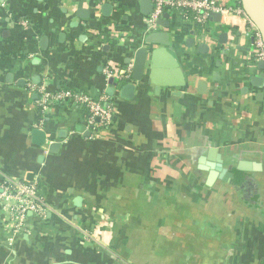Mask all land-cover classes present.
Here are the masks:
<instances>
[{"label": "crops", "instance_id": "crops-1", "mask_svg": "<svg viewBox=\"0 0 264 264\" xmlns=\"http://www.w3.org/2000/svg\"><path fill=\"white\" fill-rule=\"evenodd\" d=\"M149 11L0 0V178L38 180L51 207L29 213L12 245L0 207V264H264V64L252 37L235 17L200 28L179 12L149 30ZM141 48L139 80L105 77ZM42 84L105 93L109 127L92 133L77 105L41 109Z\"/></svg>", "mask_w": 264, "mask_h": 264}, {"label": "built area", "instance_id": "built-area-1", "mask_svg": "<svg viewBox=\"0 0 264 264\" xmlns=\"http://www.w3.org/2000/svg\"><path fill=\"white\" fill-rule=\"evenodd\" d=\"M152 8L144 17L143 22L149 29L157 28L159 19L165 13L179 12L181 18L192 22L197 27L208 23L213 13L224 17H235L240 21L239 29L252 37V56L264 64V41L259 30L243 11L238 0H149ZM27 20L21 24L27 26ZM103 73L107 79L115 78L120 81H132V64L114 71L105 67ZM41 109L46 110L54 103L77 105L84 111L87 128L98 132L109 127L113 118V110L108 97L102 93L98 98H92L87 93L60 88L51 90L45 84L37 88ZM94 132V133H96ZM0 207L6 213V223L3 230L6 233L5 242L12 245L19 234L29 231L28 214L44 217L51 210L39 192L38 180L14 179L3 176L0 178Z\"/></svg>", "mask_w": 264, "mask_h": 264}, {"label": "water", "instance_id": "water-1", "mask_svg": "<svg viewBox=\"0 0 264 264\" xmlns=\"http://www.w3.org/2000/svg\"><path fill=\"white\" fill-rule=\"evenodd\" d=\"M243 11L245 12V14L249 17V19L254 23V25L257 27V29L260 32V35L264 41V0H238ZM149 4L150 5V10L152 8L151 2L149 0H141V4ZM103 10L105 9V12L107 13L108 11H110L111 9V5L108 3H105L102 5ZM150 12V11H149ZM148 12V13H149ZM78 15L82 16V17H86L85 13L86 11L83 9H78L77 10ZM212 16H216L217 19H220V15L218 13H213ZM164 19L160 20L158 23H160L161 26H168V18H169V14L165 13L163 15ZM166 34L165 33H151L148 37L147 40L150 42H161L164 44H167L168 41L165 38ZM164 38V39H162ZM163 53V49L159 48L156 49L154 51L151 52L150 55V60L151 63L155 64L156 60L158 59L159 55ZM148 51L145 48H141L138 49L134 55V59H133V65H132V79L133 80H139L141 78V76L143 75V71L145 68V63H146V59L148 57ZM113 79L110 78V82H112ZM134 89V85L132 83H127L122 87V91H133ZM125 97H127L125 95ZM34 135H40L43 140H44V135L41 131L39 130H34L33 131ZM86 135H89V131L86 133ZM40 144H41V140H40ZM60 145L58 143H52V145H50L49 149L50 151H55ZM221 165L217 166V169L221 170Z\"/></svg>", "mask_w": 264, "mask_h": 264}]
</instances>
